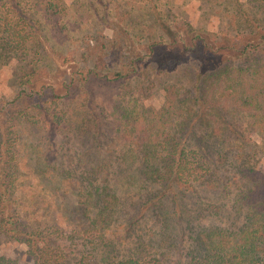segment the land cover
<instances>
[{
	"label": "trees",
	"instance_id": "1",
	"mask_svg": "<svg viewBox=\"0 0 264 264\" xmlns=\"http://www.w3.org/2000/svg\"><path fill=\"white\" fill-rule=\"evenodd\" d=\"M61 1L28 0L23 4L10 0L9 17L0 18V68L17 56H26L25 47L18 50L26 43L33 44L42 56L20 81L15 98L0 100V239L24 245L30 264H100L97 253L106 245V233L119 206L116 192L103 182L111 167L104 155L115 139L126 148L124 160H141L144 175L166 182L169 189H187L199 179L218 188L207 157L188 145L197 123L220 137L229 113L246 114V133L259 137L264 148V23L237 15L233 24L241 22L247 29L216 36L195 29L173 8L161 11L157 0H123L127 9L142 7L158 30L134 35L128 31L131 11L122 9L117 0ZM204 1L220 5L228 1L237 11L242 7L240 0H184L186 4ZM255 1L259 9L264 7V0ZM90 17L100 27L95 33L83 29L82 22ZM60 22L59 39L66 52L56 49L45 34L46 26ZM68 25L80 29L73 31L77 36H70ZM185 72L191 75L186 96L180 82ZM101 84H116L120 93L110 110L96 98V87ZM147 84L163 92L158 108L149 109L131 99L127 105L121 100L135 86ZM26 124L46 131L49 144L41 158L54 189L72 188L71 196L76 194L74 205L82 225L69 239L70 246L78 241L86 248L85 254H77L79 258L70 246L46 237L47 228L29 225L19 210L15 191L23 181V176L19 178V128ZM70 130L95 144L90 149L92 160H88L90 154L82 161L80 184L56 167L55 139ZM227 159L219 151L216 163L222 166ZM247 165L238 168L247 184L235 199L237 213L244 216L243 226L236 231L218 226L198 230L193 239L200 253L191 264H264V168L258 172ZM37 171L42 182L43 170ZM176 208L179 217L181 208ZM50 229L55 230L50 236L61 234L56 223ZM161 261L139 249L125 258L102 259V264H163ZM0 264L21 262L0 253Z\"/></svg>",
	"mask_w": 264,
	"mask_h": 264
},
{
	"label": "rangeland",
	"instance_id": "2",
	"mask_svg": "<svg viewBox=\"0 0 264 264\" xmlns=\"http://www.w3.org/2000/svg\"><path fill=\"white\" fill-rule=\"evenodd\" d=\"M9 1L0 0L2 20L9 17ZM27 1L21 0L23 4ZM48 1L53 4L62 2L61 0ZM157 1L161 11L173 8L181 19L188 20L195 29L209 31L216 36L245 31L246 24L241 22L233 24L232 19L237 15L264 23V7L259 9L255 0H240L242 7L239 11L230 6L228 1L221 5L207 1L195 4H186L184 0ZM117 2L122 9L131 11L127 19L128 31L131 34L138 35L151 30H154L152 34L157 33L158 30L153 25L151 15L145 16L142 7L129 6L127 9L123 0H117ZM82 23L83 29L92 33L100 28L95 18L90 17ZM61 26L62 22L57 26H46L45 34L51 38L56 49L66 52V47H62V41L59 39ZM68 26H66L68 30H72L70 36H77L76 33L80 32V29L73 25ZM24 47L27 50L26 56V53L23 56H17L0 68V100H13L20 88V81L25 79L36 62L42 58L36 53L37 48L33 44L26 43L18 50ZM99 60L104 59L99 58ZM180 82L183 95L186 96L191 86V75L185 72ZM156 85L159 84L156 83ZM115 86L116 84H101L96 87V98L104 103L107 110L112 108L111 105L120 94ZM135 87L136 89H133L128 96L123 95L124 98H121L127 105L130 99L138 100L140 105L149 109H155L161 105L163 96L161 89H156L150 84ZM178 121H181V117L176 123ZM248 125L249 117L246 114L231 112L226 117V131L220 137L210 135L209 130L202 124L197 123L193 126V132L188 138L189 148H195L207 157L209 167L216 174L217 189L210 185V181L205 183L202 179L187 189H169L166 182L158 183L157 180L149 179L144 175L146 169L141 160L136 162L124 160L126 148L120 141L115 139L112 143L108 142V144L111 143L109 145L111 151L104 157L111 162V167L103 182L116 192L119 206L114 213V222L106 233L107 247L105 245L98 253L96 252L100 264L102 259L110 261L112 257L125 258L139 249H143L148 257H161L163 264H191V260L200 253L193 239L198 230L216 226L231 231L239 230L244 224V216L237 213L235 199L242 187L244 188L247 184V180L239 177L238 168L242 164H250L247 166L256 167L258 172L264 168V148L260 147L261 139L246 133ZM19 131V178L23 176V181L18 182L15 190L19 210L26 217L24 220L29 225L37 223L49 230L52 224H58L62 229L61 234L56 233L50 236L48 233L55 232L50 229L49 232L46 230V237L52 240L57 239L56 242L59 245L69 247L72 243L69 239L70 233L73 230H79L82 225L81 215L77 211V206L74 205L76 194L71 196L74 189L56 191L54 183L49 180L51 174L49 172L45 174L46 169L41 153L42 150L44 152L47 150L49 144L46 131L37 125L27 126V124L22 125ZM107 134L110 138H115L111 131ZM88 138L84 139L78 132L70 130L55 139L57 171L59 169L58 172L65 173V176L76 180L79 184L83 180L80 179L83 169L82 161L87 160L85 157L92 154L88 158L90 161L94 155L90 151L95 145L94 140ZM219 151L225 152L228 156L222 166L216 163ZM41 169L42 175L45 176L42 182L39 178L40 173L37 171ZM77 190L75 189L76 192ZM176 207L181 208L179 217L175 214ZM78 209L80 211L79 205ZM24 224L27 226L25 222ZM70 250L74 257L78 258L80 254L86 252V248L78 241L70 246ZM0 253L19 259L21 264L31 262L26 255V247L11 240L0 239Z\"/></svg>",
	"mask_w": 264,
	"mask_h": 264
}]
</instances>
